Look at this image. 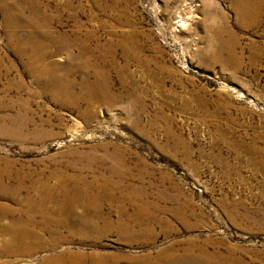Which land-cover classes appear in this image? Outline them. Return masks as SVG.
Wrapping results in <instances>:
<instances>
[{
	"label": "rangeland",
	"instance_id": "1",
	"mask_svg": "<svg viewBox=\"0 0 264 264\" xmlns=\"http://www.w3.org/2000/svg\"><path fill=\"white\" fill-rule=\"evenodd\" d=\"M28 221L0 264H264V0H0V249Z\"/></svg>",
	"mask_w": 264,
	"mask_h": 264
},
{
	"label": "bare ground",
	"instance_id": "2",
	"mask_svg": "<svg viewBox=\"0 0 264 264\" xmlns=\"http://www.w3.org/2000/svg\"><path fill=\"white\" fill-rule=\"evenodd\" d=\"M9 22V21H7ZM180 23L179 27L180 29L185 28V24L182 21H179ZM12 24V23H11ZM7 25V24H6ZM38 37L30 35V46L33 47V45L36 44L38 41ZM28 40V39H27ZM31 52V54L28 57V60L31 64H33L34 59L41 58V55L44 53L42 49L34 48ZM31 50V49H30ZM46 56V55H45ZM48 57V56H47ZM43 59V58H42ZM27 60V61H28ZM39 63V62H38ZM51 66V65H49ZM56 68V67H55ZM37 77V76H36ZM52 77H49L51 79ZM36 80V79H35ZM52 80H48L50 83ZM42 82V81H41ZM40 82V83H41ZM47 81H44L42 85H48ZM56 83V82H53ZM70 190L67 188H63L61 196L55 200V213L57 215V218L54 222L49 221L48 219H44V222L47 225H52L56 227H63L66 228L69 232V235L73 238L78 233L83 232L84 229H87L91 227V223L94 221L92 220V214L100 213L101 208H97L95 206L89 205V198L91 194L89 193V190H77L75 191V197L73 199L67 198V193H69ZM43 197L40 198L38 202V208L43 210L44 202ZM82 199V200H79ZM85 201V202H84ZM77 206L81 207L83 210L82 216H75L76 214V208ZM85 219V224H81L80 220ZM83 221V223H84ZM31 221H28L25 225V229H22L20 226L18 228V224L15 226H10L7 228V234L10 236L8 241L5 242L1 249H0V256L2 255H30L37 250L41 249L44 245L43 242H41L40 237L36 234H34L31 229L29 228ZM89 226V227H88ZM123 226V225H122ZM124 229V228H123ZM90 232V231H89ZM186 256L190 257L188 253H186ZM87 263H83V260L78 259L77 257H72L67 254H63L60 256H55L53 258L44 260L43 262H40L39 264H102L96 259H89ZM181 261H183V258H181ZM198 260H195L194 258H191L189 260V264H196Z\"/></svg>",
	"mask_w": 264,
	"mask_h": 264
}]
</instances>
